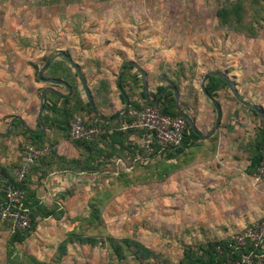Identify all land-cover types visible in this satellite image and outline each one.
I'll return each mask as SVG.
<instances>
[{"label": "rangeland", "instance_id": "rangeland-1", "mask_svg": "<svg viewBox=\"0 0 264 264\" xmlns=\"http://www.w3.org/2000/svg\"><path fill=\"white\" fill-rule=\"evenodd\" d=\"M128 1L136 5H167L168 16L174 21L199 26L189 27L187 31L189 34L195 31L209 41L198 60H171V70L164 68L156 75L151 74L152 93L157 83H168L170 77L178 82L183 76L199 87L202 72L216 68L230 78L242 97L247 95L262 109L259 96L264 93V0ZM122 4L124 0H0V132L6 131L13 117L38 111L41 91L51 86L38 78L42 64L58 52L70 56L78 51L84 55L86 48L76 43V38L95 33V29L86 32L84 22L109 19L112 14L115 18L121 12L112 10ZM120 10L125 9L120 7ZM142 13L143 18H160L161 14L160 11ZM78 62L85 66L94 61ZM179 63L192 68L179 74L174 70ZM94 64L97 69L89 70L88 77H101L103 70L97 62ZM74 73L72 65L61 61L45 71L44 76L72 80V91H77V98L87 100ZM131 80L125 85L126 90L138 95L137 78ZM57 88L65 92L64 87ZM249 90L253 96L248 97ZM223 94L229 98L233 95L228 88ZM86 110L78 114L90 122L91 115ZM14 125L15 134L0 138L2 154L20 155L18 152L26 148L17 137L23 128L17 122ZM104 153L106 156L109 150ZM164 160V156L143 158L132 171L112 161L94 166L104 171L106 185L93 189L90 201L81 210L84 213L76 219L47 221L41 232L34 229L20 241L11 239L8 224L0 220V264H185V252L199 255L208 243L235 238L264 221L258 220L243 229L219 226L216 230L209 226V231L220 232L212 235L207 234L209 231L203 224L194 227L187 213L176 212V205L170 202L173 195L165 190ZM130 163L133 165L134 160ZM8 165L14 174L18 162L11 161ZM113 240L125 246L124 262H118L111 254L107 244ZM254 264H264V257L256 258Z\"/></svg>", "mask_w": 264, "mask_h": 264}, {"label": "crops", "instance_id": "crops-1", "mask_svg": "<svg viewBox=\"0 0 264 264\" xmlns=\"http://www.w3.org/2000/svg\"><path fill=\"white\" fill-rule=\"evenodd\" d=\"M124 2L125 4L115 6L116 9L112 10L121 12L115 15V18L112 14L113 17L109 19H98L91 22L86 20L84 22L86 32L89 29H95V33H90L80 39L76 38V43H82L86 48L84 55L77 51L76 54L70 53L69 56L72 61L75 60L74 63L78 66L86 82L98 115L103 119H111L122 112L117 119L105 121L95 115L92 110L90 122L100 120L105 123L106 128L111 129L116 125L117 120L127 111L133 109L132 105L141 104L144 99L155 104L163 95L157 98L164 87H174L178 91V107L190 117L193 125L201 134L198 135L193 131L196 136L190 135L189 145L184 147L181 152L165 157L164 186L166 192L173 195L170 202L176 205L175 211L180 210L181 215L187 213L186 217L194 222V227L200 223L208 231L211 230L210 227L217 230L219 226L243 229L264 219V177H259L256 172L264 119L256 111L238 101L234 95L229 98V95L223 94L226 88L229 89L228 85L227 87L219 85L212 91L213 95L206 96L200 86L202 79L198 87L194 86L191 81L187 82L188 79L183 76H180L178 82L170 77L168 83L163 84L161 81L157 83L155 93H152L154 88L151 87V74L156 75L158 70L164 68L171 70L169 67L171 60L185 61L190 58L198 60L200 54H204L200 53L201 50H205L209 41L203 39L204 36L194 30V33L189 34L187 31L189 27L199 26L195 25L194 27L192 24L180 20L174 21L171 15L168 16L167 5H136L128 0H124ZM120 7L125 10L121 11ZM112 11L109 12L112 13ZM142 11L147 13L160 11L161 14L158 15L160 18H154V16L153 18H143ZM126 12H128L127 16H125ZM165 15L168 17L164 18ZM193 23L195 24V22ZM209 56H214V54L209 53ZM60 59L62 57H59ZM80 59L97 62L100 65L99 69L103 70L100 73L101 77H88L91 75L89 70L93 71L97 69V66L94 62L83 66L81 62V70V65L78 62ZM124 63L120 72V86L128 99L126 109L125 98L117 81L119 70ZM180 64L178 68L174 69L179 74L192 68V66L186 68L187 65L182 63L181 66ZM139 69L144 72L145 80ZM210 71H220V69H207L202 72V76ZM192 74L194 73L192 72ZM210 76L205 81V88ZM131 77L137 78L136 86L140 88L138 95L131 94L126 90L128 87L125 85L132 81ZM144 81H146L149 99L143 92ZM68 84L70 85V83ZM49 85L51 86L48 87L56 86L53 88L63 95L68 94L67 88L63 85ZM59 86L64 87L65 92L58 89ZM70 87L72 89V85ZM159 87L162 88L157 93ZM244 88L246 91L247 86ZM171 91L174 94V91ZM248 92V97L253 96L250 90ZM72 94L73 91L70 96ZM58 96L49 92L45 96L41 133L38 132L41 130L37 120L38 111L28 113L24 117L23 115L19 116L26 127L18 121L19 126L27 131L26 133L19 132L17 136L19 140L24 141L26 147L23 152H18L20 155L0 153V167L7 168L11 161L22 162L29 147L53 148L44 154L46 156L34 163L28 174L27 188L31 204L37 214L35 228L37 232L42 231L47 221L52 222L64 218L76 219L77 216L84 213L81 210L83 205L90 201L93 189L106 185L103 183L106 179H103L104 171L101 168H94V166L112 161L119 167L122 164L127 171H132L136 165V163L129 164L130 156L126 157L125 149L124 151L120 150L117 144H115L117 148L100 144L103 149L109 150L110 155L106 158L105 155H100L98 150L95 151L93 147L89 149L85 145L78 146L75 141L71 140L69 123L63 116L65 107L63 99L67 97ZM242 98L258 105L247 98V95ZM259 98L264 112V93ZM212 99L220 107V120L216 128L214 127L217 111ZM124 109L125 111H123ZM84 119L86 120V118ZM14 123L11 132L6 136H0L1 139H7L8 136L11 137L12 134H15ZM122 125L123 123L118 129H121ZM28 132L41 136L32 137ZM137 141L138 134L133 133L125 145L130 142L136 144ZM116 151H118L117 155L114 154ZM138 155L137 157L141 156ZM108 158L109 160L106 161ZM207 234H220V232L216 233L214 230Z\"/></svg>", "mask_w": 264, "mask_h": 264}, {"label": "built area", "instance_id": "built-area-1", "mask_svg": "<svg viewBox=\"0 0 264 264\" xmlns=\"http://www.w3.org/2000/svg\"><path fill=\"white\" fill-rule=\"evenodd\" d=\"M129 121L123 123L122 130L138 131V141L135 142L139 149L146 154L159 155L171 146L181 144L184 135L188 132L187 122L182 116L164 114L156 106L145 105L128 111ZM86 120L79 115L70 120L69 137L73 141H90L100 133L99 126H88ZM128 143V145H130ZM134 144V143H133ZM53 150L51 147H29L25 152L23 161L16 167L14 175L18 183H22L35 160ZM261 162L257 169L259 177H264V144L261 149ZM0 192L3 194V202L0 203V219L7 222L11 233L27 230L31 225V213L25 205L27 191L19 185L10 183L7 176L0 171ZM252 243L253 249L243 253L240 260L233 264H254L256 258L264 257V252L257 254L255 249L264 242V221L253 225L244 233L234 238L235 245L228 242V247H245L247 241ZM217 251L221 252L220 245Z\"/></svg>", "mask_w": 264, "mask_h": 264}, {"label": "trees", "instance_id": "trees-1", "mask_svg": "<svg viewBox=\"0 0 264 264\" xmlns=\"http://www.w3.org/2000/svg\"><path fill=\"white\" fill-rule=\"evenodd\" d=\"M61 61L64 63H69L64 58H62L60 60H54L45 69V71H47L48 69H52L53 67L59 65V63ZM44 72H43V77L47 78L44 76ZM74 75L77 76V73L75 72ZM59 79H62L64 81L70 83V85H72L74 87L72 80H69L68 78H65V77L59 78ZM219 85L227 87L226 82L223 81L218 76H210L209 80H208V84L206 85V89L208 91V94L213 95L212 91L215 90L216 87ZM161 88L162 87L158 88L157 93L161 90ZM49 93H52V92H49ZM76 93H77V91L73 92L72 96H69V97L63 99L64 104H65V107L63 110V116L65 118V121L68 120V123H70V120L74 116L79 115L78 111L87 112L86 109H88L89 112L92 113V108L90 106V103L87 100H85V101H82V99L79 100V97L77 98V96L75 95ZM141 95L143 97L142 92H141ZM145 105L156 106L164 114H168L171 116H179L180 115L179 112L177 111L175 105H174V94L171 90L166 91L155 104H152V103H150L144 99L141 104L136 103V104L132 105L131 108H140V107L145 106ZM79 116H81V115H79ZM128 121H129L128 111L125 113L124 116H122L119 120H117L116 125L111 129L106 128L104 125L105 123L100 121V120H97L96 122H88L86 119V122H85L86 125H88V126H92V125L99 126L103 131H102V133H100L99 135H97L96 137H94L90 141H75V143L78 146L85 145L89 149H92V147H93L95 151L96 150L99 151L100 155L105 154L104 153L105 149H103V147H101L100 144H103L104 146L108 145L110 147H116V148H117V146L115 144H117L118 148H120V150L123 149V151H124V149H125V152H126L125 156L126 157L130 156V158L134 160V163L142 162L143 158L152 159V157L156 156L155 153L148 155L142 149L137 148V145L133 144V142H131L130 145H125L126 141L130 138L131 134H133V133L138 134V131H136V130L118 129L122 123H125ZM16 122L19 124L18 121H15V123ZM263 123H264V120H263ZM187 129H188V132L184 135V138H183L180 145L171 146V147L167 148L166 150H164L162 153H160L158 156L159 157H161V156L166 157V156H170V154L179 153L183 150L184 147L189 145L190 137H191L190 135H192V136H196V135L193 133V130L189 127L188 123H187ZM69 131H70V124H69ZM23 132L26 133L27 131L23 128ZM29 134H31V133H29ZM31 136L32 137H40L41 135L36 133V134H31ZM263 144H264V130H262L261 145L259 148V161H258L257 166H256V172H257V169H258L260 162H261V158H262L261 149H262ZM95 146H97L98 148H96ZM138 154H140L141 156L137 157V156H139ZM109 155H110V153H107L106 158L109 157ZM43 156H46V155H42V156L38 157L35 160V162L38 161ZM108 160H109V158L106 161H108ZM20 163H18V165ZM34 163L31 165V167L34 165ZM31 167H30V169H31ZM0 171L5 176L8 177L10 183H12L16 186L19 185L27 191V197L25 200V205L28 206L30 209L31 225L27 230L15 231V232L11 233V239H13L14 241H20V240L24 239L25 236L29 235V233L31 231H33L37 225V219H36L37 214L35 212V208H33L32 204H31V200H30V196H29V192H28V188H27L28 174L30 171L28 172V174L26 175V177L22 183H18V181L15 178V175L13 174V172H11L12 170H10V168L8 169V168L0 167ZM2 202H3V194L0 192V203H2ZM2 222L7 223L5 221H2ZM228 242H232L235 245L234 238L226 239V240H219L218 239V240H215V241L208 243L207 246L202 247L199 255L196 254L194 251H191L190 254L185 252L184 258L186 260L184 263L185 264H232L233 261L240 260L243 253L249 252L251 249H253L252 243L249 240L247 241V244L245 247H236V246L228 247ZM107 245H108L110 252L113 255V257L118 258V260H117L118 262L119 261L124 262L126 256H125V248H124L125 246L123 245V243L121 242V244L119 245L118 241L113 240L112 244L108 243ZM218 245H220L222 248L221 252L217 251ZM255 252L257 254H261L264 252V242H263L262 246H259L257 249H255Z\"/></svg>", "mask_w": 264, "mask_h": 264}, {"label": "water", "instance_id": "water-1", "mask_svg": "<svg viewBox=\"0 0 264 264\" xmlns=\"http://www.w3.org/2000/svg\"><path fill=\"white\" fill-rule=\"evenodd\" d=\"M59 57H62L64 59H66L76 70L77 72V75L80 79V82H81V85L83 87V90L85 92V95H86V98H87V101L90 103V106L94 112L95 115H97L98 117H100L94 107V104H93V101H92V97L90 95V92L88 90V87L86 85V82L78 68V66L74 63V61H72L69 56H67L65 53L63 52H58V53H55L53 56H51L50 58H48L43 64L42 66L40 67L39 69V72H38V77L41 81H44L45 83H48V84H57V85H63L64 87L67 88L68 90V94L67 95H63L61 94L59 91H57L56 89H54L53 87H45L41 93H40V103H39V108H38V113H37V120H38V123L41 127V130L38 131L39 133L42 132V129H43V124H42V113H43V109H44V99H45V96L48 92H52L56 95H59V96H64V97H69L71 92H72V89L70 87V85L68 83H66L65 81H62V80H59V79H55V78H44L43 77V72L45 71V69L50 65V63L56 59V58H59ZM125 63L121 66L120 70H119V73H118V76H117V81H118V87L121 91V93L124 95V92L120 86V72H121V69L124 67ZM140 73L143 77V79L145 80L146 77H145V74L142 70H140ZM210 75H214V76H218L219 78H221L223 81L226 82V84L228 85L229 89L232 91L233 95L238 99V101H240L242 104L246 105L247 107H249L250 109H253L254 111H256L263 119H264V112L262 109H260L258 106L254 105L253 103H250L248 101H246L245 99H243L241 97V95L239 94V92L237 91V89L235 88L234 84L232 83V81L230 80V78L224 74L223 72L221 71H210L208 73H206L203 78H202V81H201V89L203 91V93L208 96V93H207V90L205 88V81L207 79L208 76ZM168 89H171L174 91V97H175V106L177 108V111L179 112V114L188 122V124L190 125V127L193 129V131L198 134V135H201L200 132L197 130V128L193 125L192 123V120L190 119V117L188 115H186L179 107H178V91L172 87V86H166L164 87L160 93L158 94V97L159 98L162 94H164ZM143 92H144V95L146 96L147 99L148 98V91H147V85H146V81H144V84H143ZM124 98H125V109L127 108V105H128V99L127 97L124 95ZM157 100V99H156ZM155 100V101H156ZM154 101V102H155ZM212 102L214 104V106L216 107V111H217V118H216V123H215V127H217L218 123H219V120H220V107L218 105V103L212 99ZM125 109L123 111H125ZM122 113V112H121ZM120 113V114H121ZM120 114L112 117L111 119H103L102 117H100L102 120H105V121H112V120H115L117 119ZM19 121L24 127H26V125L24 124V122L22 121V119L20 117H14L10 120L9 122V126H8V129L5 133H1L0 132V136H6L8 135L10 132H11V129H12V126H13V123L14 121Z\"/></svg>", "mask_w": 264, "mask_h": 264}]
</instances>
